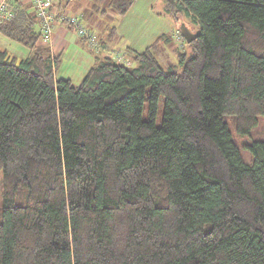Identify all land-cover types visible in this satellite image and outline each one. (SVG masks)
Here are the masks:
<instances>
[{
	"label": "trees",
	"instance_id": "obj_1",
	"mask_svg": "<svg viewBox=\"0 0 264 264\" xmlns=\"http://www.w3.org/2000/svg\"><path fill=\"white\" fill-rule=\"evenodd\" d=\"M11 1L0 32L30 54L0 48V264H264V141L247 164L224 119L245 135L264 116V0H163L201 32L181 72L156 56L163 37L131 66L97 57L79 84Z\"/></svg>",
	"mask_w": 264,
	"mask_h": 264
},
{
	"label": "crops",
	"instance_id": "obj_2",
	"mask_svg": "<svg viewBox=\"0 0 264 264\" xmlns=\"http://www.w3.org/2000/svg\"><path fill=\"white\" fill-rule=\"evenodd\" d=\"M158 2L160 0H137L130 12L122 18L110 11L106 15L94 14L90 8L91 2L89 0L74 1L65 10L84 19L85 24L98 35L105 52L108 54L120 46L123 49L122 52H143L163 37H166L164 42L171 43L176 51H179L178 45L172 37V33L177 28L173 18L165 16L164 1L162 6L164 12L155 11L157 14L154 13L155 5ZM25 3L29 4L28 2ZM118 23L120 26L117 25ZM188 27L197 29L195 23ZM147 35L148 37L151 35V37L147 38ZM159 44L156 46L155 54L159 49ZM39 45L48 49L49 54L53 57H59L56 76L70 79L73 82H81L94 66L96 58L103 57V52L101 54L92 52L87 41L79 37L76 30L63 24L55 27L50 43L41 41ZM0 48L6 50L11 57L17 60H23L30 54V50L26 46L8 38L1 32ZM64 56H66L65 61Z\"/></svg>",
	"mask_w": 264,
	"mask_h": 264
},
{
	"label": "built area",
	"instance_id": "obj_3",
	"mask_svg": "<svg viewBox=\"0 0 264 264\" xmlns=\"http://www.w3.org/2000/svg\"><path fill=\"white\" fill-rule=\"evenodd\" d=\"M28 2L34 10L39 21V29L42 42L50 43L55 27L59 24L69 26L76 30L79 37L85 39L89 46L95 51L105 50L101 41L94 31H92L81 19V16L70 13L66 10L60 11L59 0H22ZM16 17V7L11 0H0V29L11 23ZM178 48L183 52L187 42L180 31L174 37ZM116 59V60H115ZM114 61L130 66L127 55L123 52H116Z\"/></svg>",
	"mask_w": 264,
	"mask_h": 264
},
{
	"label": "rangeland",
	"instance_id": "obj_4",
	"mask_svg": "<svg viewBox=\"0 0 264 264\" xmlns=\"http://www.w3.org/2000/svg\"><path fill=\"white\" fill-rule=\"evenodd\" d=\"M91 6H92V4L90 3V8H91ZM162 6H163V1L160 0V2H158L155 5L154 13L157 14L156 12H158V13L164 12ZM87 13H88V11H87ZM165 16H169V15L166 14ZM118 17H121L122 18L124 16H118ZM81 19L83 20V23H85L84 22V19L82 17H81ZM130 19H131V17H130ZM173 20H174L175 26L177 28V30H175L174 33H172V37L173 38L175 37V34L179 31V28L182 25H187V26L193 25L192 19L188 15H186V14H181V15L178 16L177 19L173 18ZM161 23H163V22H161ZM115 25H116V23H115ZM117 25L120 26V23H118ZM196 30L197 29H194V27H192V29H191V31H193V32H195ZM150 37H151V35L149 37L147 35V38H150ZM159 45L160 46H159V49L157 50L156 54H157V56H158L161 64L166 69V71L168 72V69L170 67H172L174 71L181 72L182 67L179 64V53L173 47L174 45H172L171 43L164 42V41L163 42L161 41V43ZM88 46H89V44H88ZM186 46L187 47L185 48V50L188 52V54L191 53V49H192L191 46L188 43H187ZM89 48L94 53L101 54L103 52L102 53V56L103 57L111 58L113 60L115 59L116 52L118 53V51H119L121 53L123 51V49L121 48V46H120V48L118 47V48L113 49L112 51H110L109 54H108V52L106 53L105 50H100V52H95L90 46H89ZM162 49H165V50H162ZM178 50L181 51L180 49H178ZM124 53L127 55V59L130 62L129 65L131 66L133 64L132 56L129 55V53H127L126 51ZM65 59H66V56H64V61H65ZM62 62H63V58H62ZM79 82L80 81H76L74 83L75 84H79ZM149 94H150V89L147 90V96ZM147 107H148V101L146 100V102H145V111H144V119L145 120L148 119ZM163 112H164V100L161 99L160 105H159V110H158V116H157V119H156L157 124H160L161 123V121L163 119ZM224 119H225V121L229 125V129L231 131L233 140H234L235 144L237 145L238 149L240 150V153L242 155L243 160L247 164H251L252 163V154H251L248 146L251 145L254 142L264 141V116H260L258 118V124L248 134H245V135H241V134L237 133L236 128H235V118L234 117H232V116H225ZM1 205H2V199L0 197V206Z\"/></svg>",
	"mask_w": 264,
	"mask_h": 264
},
{
	"label": "water",
	"instance_id": "obj_5",
	"mask_svg": "<svg viewBox=\"0 0 264 264\" xmlns=\"http://www.w3.org/2000/svg\"><path fill=\"white\" fill-rule=\"evenodd\" d=\"M179 31L181 32V34L183 35V37L185 38L188 44H191L193 41L198 39L199 36L201 35V32L199 30L198 31L196 30L195 32H193L187 25H182L179 28Z\"/></svg>",
	"mask_w": 264,
	"mask_h": 264
}]
</instances>
